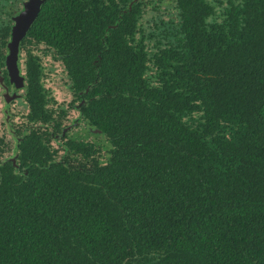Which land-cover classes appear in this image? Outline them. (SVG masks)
<instances>
[{"label": "trees", "instance_id": "1", "mask_svg": "<svg viewBox=\"0 0 264 264\" xmlns=\"http://www.w3.org/2000/svg\"><path fill=\"white\" fill-rule=\"evenodd\" d=\"M21 1L0 0V67ZM130 1L45 0L21 41L0 264H264V0ZM43 56L99 133L55 138Z\"/></svg>", "mask_w": 264, "mask_h": 264}, {"label": "rangeland", "instance_id": "2", "mask_svg": "<svg viewBox=\"0 0 264 264\" xmlns=\"http://www.w3.org/2000/svg\"><path fill=\"white\" fill-rule=\"evenodd\" d=\"M37 52L39 53L40 50ZM21 62H23V60ZM41 63L43 71L41 81L48 92L49 105L56 106L58 104H66L70 101L72 95L65 83V71L61 62L53 60L50 56H43ZM22 73H24L23 63ZM19 102H21V100ZM19 102L13 100L8 105H5L0 97V135L5 134V140L10 144H13L14 136L11 134L9 127L11 126V128H13L16 125L24 124L26 121L25 115L27 108L23 107ZM5 108L8 109V122L6 121V113L4 112ZM77 114L76 110H71L70 118L68 120L71 121Z\"/></svg>", "mask_w": 264, "mask_h": 264}, {"label": "water", "instance_id": "3", "mask_svg": "<svg viewBox=\"0 0 264 264\" xmlns=\"http://www.w3.org/2000/svg\"><path fill=\"white\" fill-rule=\"evenodd\" d=\"M44 1L45 0H25L23 1V8L15 17H12L14 24L11 27L10 39L7 42V53L5 55L4 64L9 81L14 85L16 89L21 88L25 85V76L21 74L19 65L20 42L26 36L27 31L37 18ZM133 1L129 3V8L131 7ZM112 27L114 28L116 27V25H112ZM2 80L3 76L0 69V82H2ZM21 96L22 95L20 93H16V91L11 95H9L8 91H6L4 93V100L6 103H9L13 99L21 98ZM70 127L71 125H68L63 128L61 131V135H64V133ZM94 131L98 133L100 132L99 129H94ZM20 139L18 138L17 141H19ZM16 156L17 153L13 157H11V160L13 165L17 168L18 165L16 164Z\"/></svg>", "mask_w": 264, "mask_h": 264}, {"label": "flooded vegetation", "instance_id": "4", "mask_svg": "<svg viewBox=\"0 0 264 264\" xmlns=\"http://www.w3.org/2000/svg\"><path fill=\"white\" fill-rule=\"evenodd\" d=\"M23 1H25V0H22L21 1V8L18 10V11H16L15 13H13V14H11L10 15V17H9V19L11 20V24H10V35H11V27H12V25L14 24V21H13V19H12V17H15L18 13H19V11L23 8ZM133 1V0H132ZM136 1V0H135ZM131 2V1H130ZM134 2V1H133ZM0 16L1 17H3V16H5V14L3 13V12H1L0 11ZM0 17V18H1ZM5 18V17H4ZM9 39H10V36H9ZM23 40V39H22ZM21 40V41H22ZM9 41V40H8ZM7 41V42H8ZM20 45H21V42H20ZM6 48H7V44H6ZM21 49V48H20ZM21 51V50H20ZM7 53V52H6ZM6 55V54H5ZM4 60H5V58H4ZM22 59H21V54L19 53V65H20V70H21V74H23L24 76H25V72L24 73H22ZM0 69H1V72H2V76H3V80H2V82H0V97H1V100L3 101V104H5V105H8L11 101H13V100H15L16 102H19L20 100H21V102H19L20 104H22L23 105V107H25L26 108V106H25V100H24V88H25V85H26V78H25V85L23 86V87H21V88H18V89H16L15 87H14V85L12 84V83H10V81H9V78H8V75H7V71H6V68H5V64H4V66H2V67H0ZM68 86V85H67ZM6 91H8V94L9 95H11L13 92H15L16 91V93H20L22 96H21V98H16V99H13V100H11L9 103H6L5 102V100H4V93L6 92ZM69 92L71 93V95H72V98L70 99V101H68L67 103H66V106L68 107V111H69V118H70V111L71 110H76L77 111V115L71 120V121H69L68 123H67V125H65L64 127H62V129L63 128H65L66 126H68V125H71V127L66 131V132H69V131H71V129L74 127H76L77 129V131L79 132V133H76L77 135H80L81 137L82 136H84L85 135V132L84 131H87L88 133H90L91 131L92 132H95L94 131V129H90V128H86V129H84V130H82L81 129V126H80V128H79V124H80V121H79V118H80V112L78 111V106L79 105H81V104H83L84 102H85V98H81L80 99V101H78V102H76V103H74L73 105H72V107H70V104H71V100L73 99V92H72V90L70 89L69 90ZM88 92V90L86 89L85 90V92L84 93H87ZM80 95H82V92H80ZM48 105H49V98H48ZM59 105V104H58ZM51 106V105H50ZM57 106V105H56ZM54 107V106H53ZM4 112L6 113V121L8 122L9 121V114H8V109L7 108H5L4 109ZM68 118V119H69ZM21 125V124H20ZM16 127L17 128H19V126L18 125H16ZM9 129H10V131H11V134H13V136L14 137H16L17 136V131H16V129H13V128H11V126L9 127ZM62 129H61V131H62ZM76 131V132H77ZM65 132V133H66ZM72 132H74V131H72ZM64 133V134H65ZM60 136L61 135V132L59 133V134H55V138H58V136ZM61 136H63V135H61ZM20 139L21 137L20 136H17V139ZM99 139H101V137H99Z\"/></svg>", "mask_w": 264, "mask_h": 264}]
</instances>
